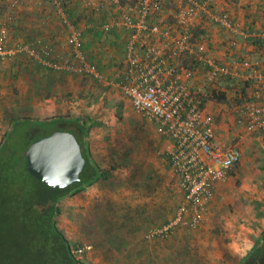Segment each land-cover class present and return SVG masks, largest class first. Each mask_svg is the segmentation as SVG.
<instances>
[{
  "label": "rangeland",
  "instance_id": "374dc122",
  "mask_svg": "<svg viewBox=\"0 0 264 264\" xmlns=\"http://www.w3.org/2000/svg\"><path fill=\"white\" fill-rule=\"evenodd\" d=\"M173 23L172 20L167 24ZM194 34L197 35L196 30ZM33 45L44 48L54 58L53 45L37 40ZM112 76L108 84L88 81L80 74L72 76L70 72V93L64 94L66 101L70 99L69 109L42 120L33 115L36 108L28 101L26 114L21 118L38 122L58 119L61 124L49 128L74 134L75 123L82 122L89 129L93 160L104 169L115 168L111 180L92 187L83 185L82 191L61 202L59 227L72 243L82 244L79 255L87 264H183V254H189L196 264H241L239 258L249 255L264 229V140L247 147L245 161L250 163L257 154L256 168L249 167L235 182L234 203L228 204L227 213H218L207 227L181 232L164 242L148 239L146 233L139 236L138 223L141 230V223L160 224L163 219V212L155 208L162 195H171L173 207L179 204L181 192L176 176L172 172L169 175L159 156L161 137L154 123L133 109L124 92L112 85L116 84V75ZM230 91L226 106L220 111L225 119L218 124L232 129L243 97L235 98ZM14 134L11 138L15 144L6 150L20 153L25 141L20 139V133ZM254 140L257 139L253 136ZM168 186L170 192L166 194ZM172 211L173 208L170 212L165 210L166 219L173 216Z\"/></svg>",
  "mask_w": 264,
  "mask_h": 264
},
{
  "label": "crops",
  "instance_id": "0c3cea01",
  "mask_svg": "<svg viewBox=\"0 0 264 264\" xmlns=\"http://www.w3.org/2000/svg\"><path fill=\"white\" fill-rule=\"evenodd\" d=\"M197 1L207 2V8L206 12L199 11L195 25L192 28V40L195 44H204L209 57L220 64L226 65H233L234 62L249 61L254 63L264 60V38L259 37L264 34V0H215L213 3H209L208 0ZM136 2L137 0H121L120 6L108 4L100 10H92L77 0H61L63 8L58 7L52 0H20L19 6L13 12H9L5 4L6 6L0 13V18L3 22L10 20L9 27L11 29L6 49H14L21 45H33V42L37 40L41 44H51L55 47V54L54 56L51 55L54 57L52 60L69 59L71 62H77L74 48L69 43V37L74 31H79L82 34L81 51L87 62L95 65L102 76L99 80L95 77L91 78L80 74L81 78L85 76L83 78L88 81L107 82L115 74L116 84H111L122 90L120 86L126 80L128 71L127 46L131 33L120 23L123 20V13L128 7L135 6ZM10 13L11 17L9 16ZM209 13L213 16L227 15L231 23L240 28V32H232L229 28L212 19L213 16L211 17ZM133 14L135 19H138V13L134 12ZM172 20L174 22L172 25L167 24ZM148 21L151 24L161 26L163 33L167 30H170L173 34L177 33L179 24L176 4L168 0L164 10L149 17ZM105 24L113 25L110 31L106 32L103 29ZM195 30L196 36L199 38H196ZM205 37L209 40H206ZM164 39V36L160 35L154 37L155 43H165ZM41 51L48 52L44 48ZM184 58H186L184 65L191 67L194 58L190 56ZM183 61L184 59H182L181 64ZM46 68L30 59L26 54H17L6 60L0 58V138L2 140L11 130L14 122L21 119L23 114H26L28 101H30L33 108H36L33 115L42 120L46 117L60 115V111L65 112L66 109L70 108V99L66 101L64 98L65 93H70V72H59ZM193 69L194 77L191 82L193 87H200L210 94L216 90L227 92L228 95V90L231 89L230 92H233L235 98H238V96L243 97L241 104L252 97L253 90L256 83H258L257 78L254 81L245 82L231 77L221 78L211 83L208 79L209 68L207 66L197 63ZM262 69L264 70V67ZM53 71L55 72L51 73ZM75 75L77 76L76 73L72 72V76ZM33 79L34 81H32ZM107 83L109 84V82ZM225 103H218L209 99L205 105V113L212 118L214 123L215 144L222 148L238 145L242 151V161L240 162L242 164H238L231 170L227 182L216 185L210 205L211 221L218 213H227L228 204L231 203L232 205L234 203L233 197L236 191L234 185L240 176L246 173L249 167L251 170L256 168L257 154L250 159V163L245 161L247 147L252 143H258L257 141L262 143V140H264L263 134L250 133L243 125L238 124L240 116L238 111L232 121V129L225 127L222 123L218 124L219 121L222 122L225 119L220 113L221 109L225 108ZM228 119L231 120L232 118L229 117ZM152 122L158 131L159 124ZM253 136L257 140L252 142ZM160 137L162 147L158 153H160L161 160L166 163L169 175L172 172L177 178L181 192L179 204H181L184 192L181 190L180 177L169 163V161L171 162L169 153L174 149V141L161 135ZM90 149L91 153L95 155L91 146ZM252 150L256 151L257 148ZM168 188L169 186L166 187V194L170 192ZM130 201H132V198H130ZM170 201L171 195L169 197L168 195H162L161 202L155 205L157 210L163 212V219L161 218L162 220L159 221V226L168 223L176 215L178 208H176L171 218L166 219L168 216L165 218V210L170 212L171 209ZM139 226L138 223L137 230ZM153 226L156 227L151 222L146 225L141 223V230L143 231L138 234L143 235L146 233L147 236L148 231L154 228ZM177 230L175 235L193 229L181 227ZM182 256L183 264H196L189 254H183Z\"/></svg>",
  "mask_w": 264,
  "mask_h": 264
},
{
  "label": "built area",
  "instance_id": "2783aa9c",
  "mask_svg": "<svg viewBox=\"0 0 264 264\" xmlns=\"http://www.w3.org/2000/svg\"><path fill=\"white\" fill-rule=\"evenodd\" d=\"M77 1L92 10H100L108 4L121 5V0ZM167 1L137 0L135 6L128 7L123 13L120 23L131 33L127 46L128 71L120 87L130 99L133 109L143 118L157 122L158 133L174 141V149L169 155L184 192L175 217L165 225L152 228L148 239H167L181 227L195 230L209 225L210 205L216 185L227 182L231 170L242 161V151L238 145L222 148L215 144L214 123L205 113L210 94L200 87H193L194 69L181 64L182 59H186L184 57L190 56L198 64L207 66L211 83L226 77L245 82L257 78L252 97L243 102L238 110V124L250 133L264 135V60L220 64L207 55L204 44L193 42L192 28L199 11L206 12L207 2L169 0L177 6L179 31L175 34L170 30L163 33L161 26L149 23L148 18L162 12ZM214 1L208 0L209 3ZM52 2L63 8L61 0ZM19 3L20 0H0V13L6 5L9 12H13ZM134 12L138 13V19H135ZM9 16H12L11 13ZM212 19L234 33L240 32V28L233 25L227 15H214ZM9 22H3L0 18L2 60L26 54L55 71L90 75L99 80L102 78L97 67L89 64L81 51V32L74 31L69 37L77 62L69 59L56 61L49 57V52L38 50L32 44L6 49L11 30ZM112 27V24H105L103 29L108 32ZM158 35L164 36L166 42L155 43L154 37ZM259 37L264 38V34Z\"/></svg>",
  "mask_w": 264,
  "mask_h": 264
},
{
  "label": "trees",
  "instance_id": "16d2710c",
  "mask_svg": "<svg viewBox=\"0 0 264 264\" xmlns=\"http://www.w3.org/2000/svg\"><path fill=\"white\" fill-rule=\"evenodd\" d=\"M197 63L194 60L191 67ZM227 96V92L215 90L209 99L225 103ZM61 122L58 119L42 123L31 118L17 120L0 143V264H87L79 255L82 244L72 243L58 225L60 204L68 196L82 191V184L88 187L100 181L111 180L115 168H101L100 164L93 160L88 140L89 129L82 122H76L75 136L87 160L81 184L53 189L31 176L27 170L28 148L32 143L55 132L56 130L49 127L60 125ZM16 132L20 133V139L25 141V148L20 153L6 150L15 144V139L11 136ZM169 163L172 165V162ZM179 205L171 207L173 213ZM154 225L158 227L155 222ZM136 231L137 235L142 236L138 233L143 230ZM177 231L167 239L154 240L167 241L175 237ZM240 261L241 264L242 261L244 264H264V230L259 234L257 244L249 255Z\"/></svg>",
  "mask_w": 264,
  "mask_h": 264
},
{
  "label": "water",
  "instance_id": "95a60500",
  "mask_svg": "<svg viewBox=\"0 0 264 264\" xmlns=\"http://www.w3.org/2000/svg\"><path fill=\"white\" fill-rule=\"evenodd\" d=\"M26 159L29 174L53 189L80 182L87 162L77 137L68 131H55L32 143Z\"/></svg>",
  "mask_w": 264,
  "mask_h": 264
},
{
  "label": "flooded vegetation",
  "instance_id": "af4514ba",
  "mask_svg": "<svg viewBox=\"0 0 264 264\" xmlns=\"http://www.w3.org/2000/svg\"><path fill=\"white\" fill-rule=\"evenodd\" d=\"M77 137V136H76ZM82 174H81V181L80 182H77L78 184H81V182H82ZM74 184H76V183H74Z\"/></svg>",
  "mask_w": 264,
  "mask_h": 264
}]
</instances>
